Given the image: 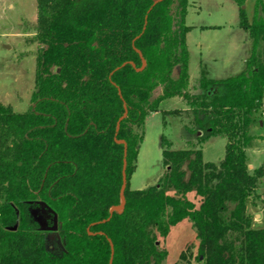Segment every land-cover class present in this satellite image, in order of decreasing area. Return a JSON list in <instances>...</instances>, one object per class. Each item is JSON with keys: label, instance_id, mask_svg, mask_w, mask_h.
I'll return each instance as SVG.
<instances>
[{"label": "trees", "instance_id": "obj_1", "mask_svg": "<svg viewBox=\"0 0 264 264\" xmlns=\"http://www.w3.org/2000/svg\"><path fill=\"white\" fill-rule=\"evenodd\" d=\"M234 1L250 38L246 66L223 80L201 72L202 91L190 94L189 0H36L31 104L15 111L0 101V264H109L108 239L113 264H163L158 236L185 218L199 264H264V219L254 226L248 209L260 197L264 164L250 168L246 156L263 116L264 4L257 0L249 22L245 0ZM219 82L223 92L209 94ZM177 96L189 105L190 129L201 132L198 146L174 150L162 135L163 176L130 188L147 115ZM161 113L165 126L166 114L181 112ZM212 135L226 139L219 162L203 160L200 146ZM124 158L126 203L111 216ZM35 209L50 225L56 214V229H44Z\"/></svg>", "mask_w": 264, "mask_h": 264}, {"label": "rangeland", "instance_id": "obj_2", "mask_svg": "<svg viewBox=\"0 0 264 264\" xmlns=\"http://www.w3.org/2000/svg\"><path fill=\"white\" fill-rule=\"evenodd\" d=\"M262 1L264 4V0ZM256 2L257 0H245L241 6L249 22H253L255 18ZM239 8L234 0H189L186 24L192 25V31L187 33L190 94L202 91L201 72L207 78L223 80L241 73L245 68L251 45L248 31L239 25ZM258 12L264 19L261 7ZM208 25L213 26L202 28ZM36 33V0H0V101L15 111H25L31 104L30 97L35 87L36 56L40 48ZM213 89L222 93V83H217L208 93H212ZM159 107L160 111L151 112L145 119L136 168L129 178L130 188L146 189L158 184L163 176L166 166L162 159V135L171 142L174 150L194 148L201 135L200 131L193 133L190 129L193 117L189 105L181 96L165 98ZM177 109L180 114H166L164 126L161 111ZM263 110L264 98L260 115ZM259 121L251 126V133L256 138L246 149L247 160L254 167L264 164V126L259 125ZM225 143L226 139L218 135L206 139L200 146L203 160L219 162L225 155ZM188 198L194 203L198 200L194 192L188 193ZM250 212L254 215L255 210ZM34 215L42 222L43 228L49 230L52 225L50 220L45 221L46 213L35 209ZM49 239L60 252L62 247L59 240L52 235ZM158 240L161 248L166 249L163 264H199L195 258L199 243L196 230L189 219L185 218L171 225L167 234L164 237L158 236ZM183 252L185 256L180 259Z\"/></svg>", "mask_w": 264, "mask_h": 264}, {"label": "water", "instance_id": "obj_3", "mask_svg": "<svg viewBox=\"0 0 264 264\" xmlns=\"http://www.w3.org/2000/svg\"><path fill=\"white\" fill-rule=\"evenodd\" d=\"M139 52V51H138ZM145 63V60L143 59V64ZM125 115H124V117L126 116V113H124ZM119 123H120V121L118 122V124H117V128L119 127ZM259 125H261V126H264V119H261L260 121H259ZM118 142H120V143H122L123 145H124V147H125V153H124V157L126 156V153H127V147H126V143H125V141L124 140H118ZM126 162V160H125V158H124V161H123V163H124V168H123V176H122V179H123V185H122V187H121V192H120V196H121V202H120V204H117V205H114L111 209H110V211H109V213H110V215L112 216L113 215V212L115 211V210H120V209H122L124 206H125V203H126V199H125V196H124V190H125V188H126V186H127V179H126V164L127 163H125ZM42 204L44 205V206H46V204L44 203V202H42ZM56 227H57V215L55 214V217H54V224L49 228V230L51 229V230H54V229H56ZM13 229H15V227H13ZM108 241H109V243H110V245H111V258H110V260H109V264H113V262H112V259H113V254H114V245H112V242H111V240L110 239H108ZM157 243H159V242H157Z\"/></svg>", "mask_w": 264, "mask_h": 264}, {"label": "crops", "instance_id": "obj_4", "mask_svg": "<svg viewBox=\"0 0 264 264\" xmlns=\"http://www.w3.org/2000/svg\"><path fill=\"white\" fill-rule=\"evenodd\" d=\"M188 26L190 27L188 32H191L192 31L191 30L192 25H188ZM209 26H213V25H208L205 27L203 26L202 28H208ZM186 44H187V35H186ZM187 47H188V45H187ZM188 50H189V47H188ZM189 56H190V52H189ZM189 69H190V63H189ZM215 80H217V79H215ZM249 166H250V168H255L254 165H252V164H249ZM257 192L260 194V197L255 200L256 205L249 204L248 209L249 210L253 209V211L255 210L253 225L259 227V226H262V222L264 219V180L261 181V183L259 184V186L257 188Z\"/></svg>", "mask_w": 264, "mask_h": 264}, {"label": "built area", "instance_id": "obj_5", "mask_svg": "<svg viewBox=\"0 0 264 264\" xmlns=\"http://www.w3.org/2000/svg\"><path fill=\"white\" fill-rule=\"evenodd\" d=\"M262 115L264 116V110H263V112H262Z\"/></svg>", "mask_w": 264, "mask_h": 264}]
</instances>
